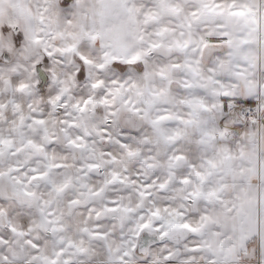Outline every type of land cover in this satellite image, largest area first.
<instances>
[{
    "label": "snow or ice",
    "instance_id": "snow-or-ice-1",
    "mask_svg": "<svg viewBox=\"0 0 264 264\" xmlns=\"http://www.w3.org/2000/svg\"><path fill=\"white\" fill-rule=\"evenodd\" d=\"M27 4L12 7L31 17ZM81 14L90 25L30 43L51 56L99 41L120 79L102 124L90 99L60 128L35 113L11 134L0 123V264H98L109 250L120 264H218L225 237L229 256L253 241L264 255L251 185L264 181V0H89ZM9 31L0 48L19 49Z\"/></svg>",
    "mask_w": 264,
    "mask_h": 264
},
{
    "label": "clouds",
    "instance_id": "clouds-1",
    "mask_svg": "<svg viewBox=\"0 0 264 264\" xmlns=\"http://www.w3.org/2000/svg\"><path fill=\"white\" fill-rule=\"evenodd\" d=\"M14 2L15 0H4V3L0 4L3 10L0 34L7 27L10 29L9 37L23 35L19 49H16L14 44L0 48V123L4 124L5 130L9 134L13 133L19 115H23L25 123H28L34 113L51 119L55 128L63 127L60 121L71 117L73 113L79 116L76 106L84 104V101L89 99L87 111L95 118L97 124H102L106 108L99 101L113 87L111 81L120 79V75L111 68L110 64H105L100 42H89L82 50L55 52L51 56L45 52L42 44L30 43L33 35L43 37L53 30L66 31L69 28V21L73 26L81 23L90 25V18L82 14L77 15L78 6L85 7L89 0H28L27 7L32 15L26 18L16 14L12 7ZM9 19L13 20L12 24H9ZM49 43L57 49L67 46L66 41L59 39ZM81 55L89 62L83 63L80 60ZM100 64H104V67H97ZM93 85L97 86L93 87ZM57 97L60 98L59 107L51 106L49 101ZM9 117L13 118L9 119ZM78 130L83 132L86 129L82 125ZM73 158L82 159L80 154H75ZM92 183L98 184L100 180H92ZM251 185L253 194L264 193V181L253 179ZM119 190V185L112 189L115 195H120ZM99 206L97 201L94 207ZM76 235L77 229L74 228L73 238ZM151 239L153 237L145 236L146 246ZM229 239V237L223 239L222 248L225 250V255L218 257V264H264V255L257 250L255 241L249 244L247 250H241L239 255L229 256L227 254ZM116 243L118 248L123 249L124 246L119 241ZM86 244L91 246L90 241H86ZM151 246L159 254L161 242L157 241ZM138 259L143 258L138 257ZM98 264H120V260L115 252L109 250L105 260ZM197 264H202V261L198 260ZM208 264H216V262L208 261Z\"/></svg>",
    "mask_w": 264,
    "mask_h": 264
}]
</instances>
